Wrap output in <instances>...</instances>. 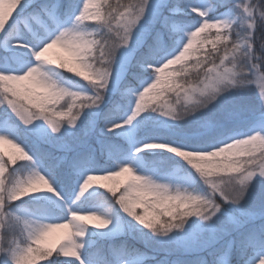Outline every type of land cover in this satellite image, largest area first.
Wrapping results in <instances>:
<instances>
[{
  "label": "snow or ice",
  "instance_id": "snow-or-ice-1",
  "mask_svg": "<svg viewBox=\"0 0 264 264\" xmlns=\"http://www.w3.org/2000/svg\"><path fill=\"white\" fill-rule=\"evenodd\" d=\"M3 145L0 264H264V0H0Z\"/></svg>",
  "mask_w": 264,
  "mask_h": 264
},
{
  "label": "trees",
  "instance_id": "trees-1",
  "mask_svg": "<svg viewBox=\"0 0 264 264\" xmlns=\"http://www.w3.org/2000/svg\"><path fill=\"white\" fill-rule=\"evenodd\" d=\"M110 2L114 3L115 0H110ZM173 67H175V66H173ZM246 95L247 94H244V93L238 94L236 99H237V102L240 103V105H242V104H246L247 105V104H249L251 102V99H249V98L246 99ZM254 97H255V93L252 92V98L254 99ZM5 146H6V149H8L7 151H12V149H11V147L9 145H3V146H0V147H3L5 149ZM42 264H43V262H42Z\"/></svg>",
  "mask_w": 264,
  "mask_h": 264
},
{
  "label": "rangeland",
  "instance_id": "rangeland-1",
  "mask_svg": "<svg viewBox=\"0 0 264 264\" xmlns=\"http://www.w3.org/2000/svg\"><path fill=\"white\" fill-rule=\"evenodd\" d=\"M254 93H255V92H254ZM247 98H249V99H253V98H252V93H250L249 95L247 94V95H246V99H247ZM250 103H251V102H250ZM239 104H240V103H239ZM243 105H246V104H242V106H243ZM5 150H6V151L8 150V149H6V146H5ZM52 240H53V242L55 241V236L52 237Z\"/></svg>",
  "mask_w": 264,
  "mask_h": 264
}]
</instances>
